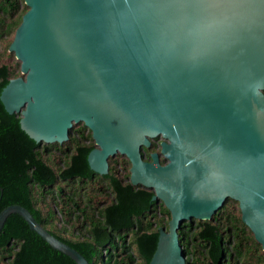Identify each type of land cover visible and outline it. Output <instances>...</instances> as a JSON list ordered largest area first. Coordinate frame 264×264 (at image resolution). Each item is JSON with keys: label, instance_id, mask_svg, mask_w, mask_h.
Listing matches in <instances>:
<instances>
[{"label": "water", "instance_id": "1", "mask_svg": "<svg viewBox=\"0 0 264 264\" xmlns=\"http://www.w3.org/2000/svg\"><path fill=\"white\" fill-rule=\"evenodd\" d=\"M9 51L24 77L1 93L37 143L91 131L92 171L126 157L130 182L171 213L150 264H187L186 223L228 200L264 251V0H24ZM161 137L160 152L144 149ZM161 157L166 160L161 163ZM76 264H90L23 206L11 215Z\"/></svg>", "mask_w": 264, "mask_h": 264}, {"label": "trees", "instance_id": "2", "mask_svg": "<svg viewBox=\"0 0 264 264\" xmlns=\"http://www.w3.org/2000/svg\"><path fill=\"white\" fill-rule=\"evenodd\" d=\"M27 11L24 0H0V40L15 35ZM18 68L0 64V97L19 77ZM20 120L0 99V213L12 205L25 207L90 264H150L159 232L171 220L166 206L153 201L155 193L133 186L131 173L121 176L114 158L107 175L92 171L88 155L96 146L85 126L73 129L64 145L45 144L31 139ZM157 148L144 149V159L149 161ZM42 199L51 200L65 226L57 227L54 208L45 212ZM234 204L238 202L228 200L211 221L183 225L179 236L187 264H264L263 248ZM0 264L76 263L14 214L0 232Z\"/></svg>", "mask_w": 264, "mask_h": 264}, {"label": "rangeland", "instance_id": "3", "mask_svg": "<svg viewBox=\"0 0 264 264\" xmlns=\"http://www.w3.org/2000/svg\"><path fill=\"white\" fill-rule=\"evenodd\" d=\"M14 36L15 35H12V36H9V37H5L3 36L0 40V64H8L11 66L12 69L14 68H17L19 67L18 69V74H19V77H24L21 73V62L17 60L16 56L14 53H11L9 51V46L11 45L12 41L14 40ZM84 124L81 123L79 125H76L74 127V129L76 128H80V127H83ZM85 135H88L90 134V131L87 129L84 131ZM164 140L159 137V138H156L154 140H152V146L151 148L154 146V145H158V148L156 150V152H160L161 150V143L163 142ZM146 158V157H145ZM161 159H164L163 157H161ZM114 160L117 161V170L119 172V174L121 176H125L127 174L130 173V169H131V164L129 163V160L124 157V156H121V155H116L114 157ZM95 187V186H93ZM43 202L40 203L41 205V208L45 211V212H48L49 209L52 207L54 208L55 210V213H56V219L58 220L56 222V225L58 228H61L63 226H65L64 222L62 221V217L58 211V209L54 206V204L51 202V200L49 199H42ZM239 207V204H234L233 207ZM162 217V216H161ZM198 221L197 220H194V224H196ZM69 229V227H68ZM74 229L70 227V231H73Z\"/></svg>", "mask_w": 264, "mask_h": 264}]
</instances>
